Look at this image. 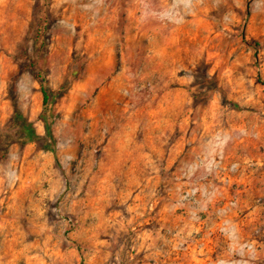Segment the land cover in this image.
Returning <instances> with one entry per match:
<instances>
[{"label": "rangeland", "instance_id": "374dc122", "mask_svg": "<svg viewBox=\"0 0 264 264\" xmlns=\"http://www.w3.org/2000/svg\"><path fill=\"white\" fill-rule=\"evenodd\" d=\"M219 255L264 264V0H0V264Z\"/></svg>", "mask_w": 264, "mask_h": 264}, {"label": "trees", "instance_id": "16d2710c", "mask_svg": "<svg viewBox=\"0 0 264 264\" xmlns=\"http://www.w3.org/2000/svg\"><path fill=\"white\" fill-rule=\"evenodd\" d=\"M42 78V84H41V90L43 93V111H42V118L44 119L46 130L48 135L51 137L52 132H51V124L54 121V113H53V99L56 98L60 93L61 89L56 91V93H51L48 90L47 84H46V79L42 75L40 76ZM65 88V86L63 87ZM18 117L20 120L23 121V126H24V132H25V142L28 141H34L38 139V135L32 126L25 118H23L22 114H18Z\"/></svg>", "mask_w": 264, "mask_h": 264}, {"label": "crops", "instance_id": "0c3cea01", "mask_svg": "<svg viewBox=\"0 0 264 264\" xmlns=\"http://www.w3.org/2000/svg\"><path fill=\"white\" fill-rule=\"evenodd\" d=\"M131 210H137V208L136 207H132L131 208ZM136 226L137 225H134L133 227H135L136 228ZM142 235H143V233H142ZM149 237H147L146 239H148ZM147 241V240H146ZM151 252H153V251H151ZM156 255H158L157 253H155ZM209 258H210V256H208ZM212 257V256H211ZM148 258H152V257H149V255H148ZM197 260H201L200 261V263L199 264H203V260H202V257H200L199 259H197ZM210 260H212V262H214V264H221L220 262L221 261H223L224 262V259L219 255L218 257H217V259H210ZM215 260V261H214ZM144 264H152V263H144ZM153 264H156V263H153Z\"/></svg>", "mask_w": 264, "mask_h": 264}, {"label": "bare ground", "instance_id": "6f19581e", "mask_svg": "<svg viewBox=\"0 0 264 264\" xmlns=\"http://www.w3.org/2000/svg\"><path fill=\"white\" fill-rule=\"evenodd\" d=\"M201 46H202V44H201Z\"/></svg>", "mask_w": 264, "mask_h": 264}]
</instances>
